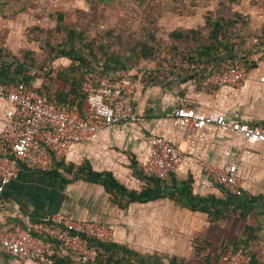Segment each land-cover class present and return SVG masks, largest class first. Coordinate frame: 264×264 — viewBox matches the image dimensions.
<instances>
[{
    "label": "crops",
    "instance_id": "obj_1",
    "mask_svg": "<svg viewBox=\"0 0 264 264\" xmlns=\"http://www.w3.org/2000/svg\"><path fill=\"white\" fill-rule=\"evenodd\" d=\"M102 1L105 0H41L34 13L50 11L52 18L54 11L69 10L76 12L75 17L79 18L82 15H78V10L86 16V12ZM248 12L254 24H263L264 2L251 7ZM35 20V17L24 16L21 24L35 23ZM55 24L52 18L51 25ZM262 77L264 60L248 70V79L243 87H211L200 96V79L186 81L174 78L166 83L152 84L138 81L133 103L143 121L126 127L134 130V134L166 136L181 142L187 154L199 155L218 166L228 167L237 162L238 174L243 180V195L261 198L264 206V142H245L240 134L223 131L216 125H203L188 144L183 141V132L173 119L176 107L185 105L196 108L198 112H220L231 123L263 124ZM8 107V104L0 106V133L6 124ZM88 109L86 104L85 110ZM148 152V144L136 135H126L122 127H107L96 139L72 147L64 166L89 164L97 172L112 174L128 190L142 191L149 183L157 182L140 168ZM158 184L172 189L188 184L195 197L226 199L229 196L198 165L190 162H183L177 172ZM0 200V232L19 224L18 214L41 219L61 212L78 220L107 223L114 230V241L145 258L165 264H170L172 258H178L185 264H223L222 259L216 261V255L223 254V243L234 240L244 228L239 218H233L224 225L214 224L207 213L191 210L167 195L146 202L131 201L125 196L123 205H120L101 184L26 167L5 185L0 192ZM0 264H18L17 259L1 245Z\"/></svg>",
    "mask_w": 264,
    "mask_h": 264
},
{
    "label": "built area",
    "instance_id": "obj_2",
    "mask_svg": "<svg viewBox=\"0 0 264 264\" xmlns=\"http://www.w3.org/2000/svg\"><path fill=\"white\" fill-rule=\"evenodd\" d=\"M247 79L248 69L244 65L227 63L222 70L210 72L198 81V96L211 87L241 88ZM260 80L264 82V77ZM83 88L89 106L84 113L57 106L36 89L29 88L26 82L0 83V106L9 105L6 124L0 133V192L24 167L62 170L72 147L96 139L107 127H122L126 135H136L148 144V155L140 165L146 176L163 181L177 172L183 162H190L232 195H243L237 162L228 167L218 166L199 155L187 154L181 142L166 136L134 134V130L126 127L143 121L133 103L136 89L133 81L105 77L96 84L87 78ZM173 119L188 144L203 125H216L223 131L240 134L245 142H264V123H231L220 112L203 113L185 105L176 107ZM243 146L239 147V153ZM17 217L19 224L0 232V245L18 264H54L49 256L51 242L76 253L82 262H92L96 258V247L91 245L90 239L102 242L115 239L113 228L99 220H78L61 212L41 219L23 214ZM222 260L223 264H250L251 256L243 249L229 250Z\"/></svg>",
    "mask_w": 264,
    "mask_h": 264
},
{
    "label": "trees",
    "instance_id": "obj_3",
    "mask_svg": "<svg viewBox=\"0 0 264 264\" xmlns=\"http://www.w3.org/2000/svg\"><path fill=\"white\" fill-rule=\"evenodd\" d=\"M2 3V2H0ZM2 3L1 7L4 6ZM6 16V14L4 15ZM56 20L54 29L42 30V33L62 34L64 39L56 45L49 44V60L57 57L70 59V64L58 73L56 85L52 73L38 65L31 52H27L24 59L11 57L0 52V83L26 82L29 88L36 89L57 106L74 108L85 112L86 93L83 83L87 78L96 84L109 77L112 80L130 79L135 84L138 81L164 83L172 78L197 81L216 70H222L227 63L244 65L248 70L258 66L260 59L253 58L256 53L245 47L244 37L235 33L238 26H247L249 20L239 12L227 16L220 8L215 16L207 18L205 33L195 28L187 30L176 29L169 35L175 42L196 45L186 50H180L179 45L170 48L158 41L153 31H147L143 41L136 42L127 51L112 49L113 42L101 39H88V32L70 25L66 21V13L59 11L52 15ZM207 32V33H206ZM259 43L264 50V28ZM178 44V43H177ZM166 52L161 55L162 50ZM180 50V51H179ZM32 61V63H30ZM44 71V80L36 85V70ZM137 69L131 78L127 74ZM38 74L39 70L37 71ZM38 76V75H37ZM138 80V81H137ZM54 175L66 174L74 179H83L103 185L111 194L112 199L123 205L125 196L131 201L146 202L163 196H169L194 211H202L209 215L214 224L224 225L233 218H239L244 223L243 230L232 241H225L223 254L216 255V261L222 259L229 250L243 249L251 256L250 264H264V206L261 198L246 195L234 196L222 185L229 196L220 199L215 196L195 197L191 194L188 184L175 189L171 186L164 188L158 182L149 183L142 191H131L122 185L110 173H101L92 169L89 164H69L60 169L40 170ZM153 181L156 178L150 177ZM91 245L96 247V258L92 262H82L79 256L62 247L57 242H51L50 258L54 264H165L145 258L137 252L116 241L102 242L90 239ZM214 251V250H213ZM170 264H185L178 258H172ZM212 264V263H209Z\"/></svg>",
    "mask_w": 264,
    "mask_h": 264
},
{
    "label": "rangeland",
    "instance_id": "obj_4",
    "mask_svg": "<svg viewBox=\"0 0 264 264\" xmlns=\"http://www.w3.org/2000/svg\"><path fill=\"white\" fill-rule=\"evenodd\" d=\"M0 2L5 4L1 7L2 3H0V52L22 60L27 52L33 53L38 65L46 68V72L52 73L56 85H59L61 82L58 80V73L71 62L66 57L49 60L48 45H56L64 39V36L53 32L45 34L37 29V27L42 30L55 28L56 24L51 25L53 17L49 16L50 11L34 13L41 0H0ZM260 2L264 0H105L101 4L96 3L86 12V16L78 10V15H82L79 18L75 17L74 11L62 12L66 13V21L70 25L88 32V39L93 41L105 39L113 42L112 49L122 52L132 48L136 42L143 41L147 35L145 29L153 31L163 46L170 48L176 44L179 45L180 50L192 48L196 45L194 41L175 42L169 34L176 29L187 30L191 27L205 33L207 18L215 16L219 8L227 16L239 12L247 16L249 23L244 27L238 26L235 33L245 36L242 44L256 52L252 54L253 58L263 61L264 50L260 51L263 46L259 43V37L263 32L264 22L254 24L248 12ZM55 13L57 11L51 15ZM24 16L35 17L36 22L21 24ZM18 27L21 30H16ZM165 52L162 51L161 55ZM38 70L40 74L37 73ZM136 70L130 71L127 75L132 78L137 73ZM35 74L36 82L42 83L44 71L41 72L37 68ZM238 227L237 230L240 229V225ZM214 233L218 235V232Z\"/></svg>",
    "mask_w": 264,
    "mask_h": 264
},
{
    "label": "water",
    "instance_id": "obj_5",
    "mask_svg": "<svg viewBox=\"0 0 264 264\" xmlns=\"http://www.w3.org/2000/svg\"><path fill=\"white\" fill-rule=\"evenodd\" d=\"M155 181H157V182L161 183V180H159V179H155Z\"/></svg>",
    "mask_w": 264,
    "mask_h": 264
}]
</instances>
